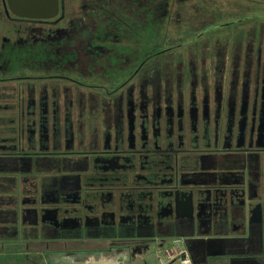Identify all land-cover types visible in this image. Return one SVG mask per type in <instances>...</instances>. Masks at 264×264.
<instances>
[{"label":"flooded vegetation","instance_id":"1","mask_svg":"<svg viewBox=\"0 0 264 264\" xmlns=\"http://www.w3.org/2000/svg\"><path fill=\"white\" fill-rule=\"evenodd\" d=\"M71 2L72 0H63V15L58 13L49 20H36L15 18L9 11L7 14L4 0H0V164L5 166L6 162L12 160L11 164H14V159L22 157L80 158L70 161L65 167V178L50 180L55 182L53 186L56 191V197L51 200L54 202L52 206H41L44 202L43 191L38 189L29 191L34 193L32 197L36 199L18 200V194L7 199L0 196V224L10 223L6 225L9 226L6 230L15 231L17 235V224H37L28 230H24L23 226L20 229L18 225L20 231L25 233L24 238L28 239L27 241L16 238L1 240L16 241L14 244L22 246L75 247V242L90 238L97 240V243L96 248L88 252L102 255V260L105 254L108 255V261H113V257L119 254L117 250L106 253L112 250L109 244L115 243L118 249L122 247L120 252L125 249L129 259L133 256L131 253H137L143 256L140 260L145 263L147 253L155 250L147 246L145 250H148L143 252L141 248L144 245L137 248L139 242L135 238L127 237L155 235L156 240L163 243L162 237L169 232L162 224L177 207L179 212L183 209L187 212L191 210V204H197L207 210L211 206H206V202L211 199L216 201L218 197L226 200L227 196L231 204V199L235 200L234 207L246 205L249 210H254L258 205L263 207L264 198L263 206L259 201H255L260 200L256 189H259L257 177L261 173L257 166L252 164L255 161L254 155L264 153V69L260 68V56H264V49L255 50L252 47L245 53L246 61L250 60L248 79L235 69L227 77L222 74L218 76L220 72L215 68L212 82L210 80L198 84L196 79L186 72L187 82L181 84V77L178 75V85L174 92L167 81L164 91L153 90L156 95L151 91V97L148 92L149 85L144 84L145 79L138 85L130 84L139 77L141 68H138L122 87L104 91L105 97L113 98L115 108H105L101 114H92V110H83L86 101L83 102L84 105H78L77 100L81 95L79 90L84 88L87 91L89 87L62 72L55 71L56 68H65L66 60H70L69 64H72L75 59L71 55H75L76 50L37 46L38 43L50 45L66 35L55 40L52 32L70 17L68 12L66 13V3L71 5ZM135 2L136 0H129V3ZM261 27L262 25L258 29ZM92 34V45L98 42L99 46L96 45V49L92 47L83 50L80 55L85 56V60H99L103 55L110 56L109 61L123 65H129L133 60L128 57L129 54L135 53L133 48L124 50L127 51L124 54L119 51L113 54L110 50L115 41L105 43L108 35L98 30ZM104 44L111 46L103 47ZM153 53L143 52L141 61L146 62L150 57L157 55ZM118 54L123 57L118 58ZM16 64H28L32 69L39 66L43 67L44 71L38 73L28 69L30 74L34 73L28 75L22 71L13 76L9 69ZM14 80L58 81L71 87L63 90V93L53 92L49 95H44L43 90L41 97L31 100L25 98L23 91L22 95L15 93L11 96L4 92L1 86ZM238 83L240 86L245 85L242 89L248 98L251 97L247 99L249 105L246 110L200 109L201 93L236 96L235 99L239 95L243 96L237 89ZM233 84L235 87H232ZM222 85L224 89L221 90ZM41 87L46 88V85ZM90 88L93 89L88 98L91 97L89 99H92L97 107L96 93L99 88ZM192 94L196 100L191 97ZM121 95L127 98L124 104H121ZM254 96L260 97L261 100L254 101ZM83 97H87V94L83 93ZM155 100L158 107H154ZM24 103L32 106V111H29L32 114H36L38 110L53 111L54 114H72L73 118H76L75 129L80 135H71L61 129L59 136L55 137H59L61 142L64 140L65 144L68 139L74 140L75 137L84 144L82 149L32 151V125L28 124L26 129L30 136L24 135V122L26 119L28 122L30 120V116L23 111ZM222 114H227V120ZM58 120V117L52 118L53 124L58 125ZM31 121L37 124L36 118ZM45 137L41 138V142L44 140L46 143ZM243 143L249 146L243 147ZM2 170L0 167V171ZM245 184L246 191L242 189ZM51 196L53 195L50 194ZM25 203L29 206H24ZM6 230L1 229L0 235ZM252 240L253 238L245 239L227 246V249L221 252L227 259V264L247 262L241 254L262 257L264 244L258 245L254 243L257 240ZM160 243L151 244L150 247L157 248L161 246ZM74 251L88 253L82 249ZM177 255L179 254L174 257ZM201 260L202 258L196 256L194 262ZM212 260L210 262H213ZM257 262L264 264L259 257Z\"/></svg>","mask_w":264,"mask_h":264},{"label":"rangeland","instance_id":"2","mask_svg":"<svg viewBox=\"0 0 264 264\" xmlns=\"http://www.w3.org/2000/svg\"><path fill=\"white\" fill-rule=\"evenodd\" d=\"M251 1L252 0H136L133 4L129 3V0H72V4H68L70 5L69 8L66 3V13L68 12L70 17L62 23V26H58L57 29L55 28V31L52 32L54 35L53 39L55 40L62 37L64 34L66 35L57 41L51 42L50 45H40L38 43L37 46H55L56 48L63 47L64 49L76 50V54L73 56L71 55V57L75 59L73 63L69 64L70 60H66L64 63H66L67 66L65 68L55 67V71L57 73L62 72L65 76L74 79L82 85L88 86L89 88L87 89L89 90L87 91L84 88L79 90L82 96L79 95V99L77 98L78 105L86 101V107L84 106L83 110H92V114H101L105 108H115L113 98L105 97L106 92L104 93V91H111L118 87H122L128 82L129 77L133 75V72L138 68H141L139 77L131 81L130 84L138 85L141 80L145 79L144 84L149 85L148 92H150V97L151 91L153 92V90H161L163 92L166 86L165 82L167 81H169V87L172 88L171 90L174 92L178 85L179 76L181 77V84L187 82L185 80L186 72H189V75L192 78L194 77L198 84L210 80L212 82L213 75L216 73L214 71L215 68L216 71L220 72L218 76L222 74L227 77L235 69L241 76L243 75L245 79H248L250 60L248 59L246 61V58H244L245 53L252 47L255 48V50L257 48L259 50L264 49V0H254L260 2L258 4L251 3ZM258 14L260 18L253 19V16H257ZM260 24L262 27L259 30L258 27L261 26ZM96 30L108 35L104 40L105 43L108 44V42L115 41L111 44V53L114 54L119 51L121 54H124V52H127L124 50L128 48L134 49L133 51L135 53L132 55L129 54L128 56L133 59L130 61L129 65L111 62L109 61V58H111L110 56L103 55L100 56L99 60L89 61L85 60V56L83 57V55H80L82 51L87 50V48L95 47L96 49V45L99 46L98 42L92 45L90 39L92 38V33ZM111 45L104 44L102 46L107 47ZM143 52H154L153 54L157 55L150 57L144 62L141 61L143 59ZM92 57L95 56H91V58ZM119 57H123V55H119L118 58ZM126 57L127 56H124V58ZM260 57V62L262 63L260 68L264 69V56ZM255 62L256 61H254V63ZM236 71L234 72L235 75ZM26 74H28V72ZM47 85H50V83L48 82ZM237 86H239L237 88L239 93L243 95H239L237 99H235L236 96L228 97L224 94L218 96L215 94L209 95V93H201L200 109H220L222 111L246 110L249 105L247 99H251V97L248 98L247 93L242 89L245 85L240 86V83H238ZM90 87H98L100 89H98L96 93L97 107H95V102L89 99L91 97L88 98V95L92 92L91 89H93ZM223 87L222 85L220 89L222 90ZM232 87H235L234 84ZM250 90L252 91V88ZM131 92L130 90L129 93ZM83 93L87 94V97H83ZM135 93H137L136 90ZM153 95H156V93L153 92ZM194 96L195 95L192 94L191 97L196 100ZM121 98L123 99L121 104L126 103V96L121 95ZM154 98L156 99V97ZM253 98L256 102L261 100V98L257 96ZM137 100L138 98H136V101ZM153 102L154 107H158L155 104L156 100ZM74 105L76 106L75 101ZM128 106L131 109V103H129ZM173 106L176 108V103H174ZM178 109H180V107H178ZM222 115H224V119L227 120V114ZM242 146L247 147L249 144L243 143ZM254 156L255 161H253L252 165H256L258 171L261 173V175L257 177L259 189H256L260 200L255 201H259L263 206L264 153H258ZM215 163H217V161ZM243 173L244 172H241V174ZM245 180L247 181V179ZM242 189L246 191L247 184H245ZM228 198L229 196H227L226 200H223L222 197H218L216 201L211 199V201L206 202V206H211L210 209H207L211 211L208 216H211L217 221L218 217H222V215L215 213V209H218L219 212H223L224 214L227 212V206L232 210V206H229L231 202ZM231 200L235 203V200ZM250 202L252 201L250 200ZM205 204L203 202V206ZM214 213L218 216L213 215ZM224 218L227 219V213ZM6 225H10V223L0 224V230H6V228L9 227ZM18 225L20 229L23 226L24 230H28L29 227H33L37 224H17L16 228L19 230L17 235L15 231L10 232L8 229L5 233L0 235V264H180L179 261L185 259L184 255L188 258L189 264V258H191L192 254L201 259L207 254H212L213 251H222V248L214 246V244L202 248L199 244H195L197 245L194 247L196 251L193 253L191 251V243H187L184 239L176 242V244L179 243L178 245L172 244L170 247H165L164 242L166 240L160 243L156 240L155 236L141 235L127 238H135L139 242L137 243V245L139 244L137 248L144 245L141 248L143 252L148 250H145L148 248L147 246L155 250L147 253L148 256H146L145 263L140 260V257L143 256H139L137 253V255L131 253L133 256L132 259H129L125 249L120 252L119 249H122V247L118 249L115 243L113 245L109 244V248L112 250L106 253L117 250L119 254L113 257V261H108V255L105 254L104 261V259L102 260V255H98L96 252H88L96 248L97 240L95 239L89 238L88 240L75 242L74 244L77 245L78 248L77 246H22L14 244L16 241L1 240L11 238L25 239V233L20 231ZM259 228L260 229H252L253 231H251V233L253 232V236L249 235L251 238L254 237L253 240H257V242L253 240L252 242L258 245L264 244V226L260 225ZM226 231L227 230H222L221 232ZM37 232L40 233L38 230ZM212 232L215 233L216 230ZM27 238H31V236H27ZM247 239L250 238L248 237ZM27 240L28 239H25V241ZM156 243H160L161 246L157 248L150 247L151 244ZM218 245L221 244L218 243ZM161 248L162 250H158ZM75 249H82L88 253L81 254L80 252L74 251ZM176 254L181 255H177L175 258L174 255ZM150 255L154 256L155 259L151 258ZM241 255L247 260L244 264H260L257 262L258 257L264 262V255L262 257L260 255L251 254ZM168 258H173V260L170 259L165 262V259ZM225 261H227V259L222 255L219 256L215 264H225ZM210 264H212V262H210Z\"/></svg>","mask_w":264,"mask_h":264},{"label":"crops","instance_id":"3","mask_svg":"<svg viewBox=\"0 0 264 264\" xmlns=\"http://www.w3.org/2000/svg\"><path fill=\"white\" fill-rule=\"evenodd\" d=\"M28 69H32V66L28 64H16L11 66L9 71L13 76H15L17 72L22 71L25 73L28 72V75H32L34 72L30 74V70ZM32 70H36L39 73V71H44V68L36 66L33 67ZM9 76L11 75L9 74ZM48 82L50 85H47ZM48 82H39L36 80H14L8 81V83L1 87L8 96H11L15 93L22 95L23 91L25 98H30L31 100H37L39 97H41L43 95V90H45L44 95H49L53 92L54 94L58 92L63 93V90L69 89L71 87L69 84L58 81ZM43 85H46V88L42 89L41 86ZM27 107H29V109H27ZM30 107H32L30 104L24 103L23 109H25L22 110L25 111L27 116H30L29 122L28 119H26L24 122V135L30 136L26 129L28 128V124L32 125V151L55 152L66 151L70 150L71 148L82 149V145L84 144L75 137L74 140L68 139L66 144L64 140L61 142L59 141V137H55L59 136L61 129L71 135H80L75 129L76 118L74 119L72 114H54L53 111L47 110L44 112L38 110L35 112L36 114H32V112H29L32 111ZM55 117L59 118L58 125L53 124L52 118ZM34 118L37 119V124H35V121H31ZM93 128L94 127H92V129ZM43 136H46V143H44V140L41 142V138ZM40 146L43 148L39 149ZM14 160V164H11L13 160L11 162H6L5 166L0 164V167L3 168V170L0 171V196L3 199H7L16 197V194H18V200L21 198L36 199V197H32L34 196V193H30L29 191H37L38 189V191H43L42 195L44 197V202L41 206L49 207L54 205V202L51 200H54L56 197V191L54 190L55 186H53L55 182L53 181L54 183H52L50 180L60 177L65 178V167L73 160L77 161L80 160V158H72L71 156H53L38 158L22 157ZM50 194L53 196L50 197ZM39 197L40 196H38V198ZM228 200L230 201V199ZM234 205V203L229 205L232 206V210H230L231 208L227 206V219L224 218L226 213L224 214L223 212H219L218 209H215V213L222 215V217H218L217 221H215L211 216H208L210 215V210H205L204 208L199 207L197 204H191V210L187 212L185 209L179 212L180 209L177 207L174 209V212H172V215L168 217L173 219L168 221L167 218L165 223L162 224L166 231L169 232L164 237H162L163 240H166L164 242L165 247H170L172 244L174 245L179 240L184 239L187 243H191V251L193 253L196 251L194 247L197 245L195 244H199L201 248L210 246V244H214V246H219L222 248L223 251L227 249V246H230V244L232 245L233 242L242 241L248 237L251 239L249 235L253 236V232L251 233V231H253L252 229H260V225L264 226V208L258 205L254 210H249L246 208V205H242L239 208L234 207ZM24 206L28 207L29 204L25 203ZM215 213L213 215H217ZM213 230H216V232L213 233ZM222 230H227V233L221 232ZM155 238L157 239V237ZM218 243L221 245H218ZM178 244L179 243L176 245ZM222 251H214L212 254L205 255L200 263L194 262L196 256L192 254L193 257L191 256V258H189V264H210V260L212 259V264H215L219 256H222V254H220ZM184 256V258H187L186 255ZM150 257L155 259L154 256L150 255ZM170 259L173 260V258H168L165 259L166 261H164L167 262ZM225 264H227V261H225Z\"/></svg>","mask_w":264,"mask_h":264},{"label":"water","instance_id":"4","mask_svg":"<svg viewBox=\"0 0 264 264\" xmlns=\"http://www.w3.org/2000/svg\"><path fill=\"white\" fill-rule=\"evenodd\" d=\"M4 3L7 14L9 11L15 18L49 20L58 13L63 15V0H4Z\"/></svg>","mask_w":264,"mask_h":264},{"label":"trees","instance_id":"5","mask_svg":"<svg viewBox=\"0 0 264 264\" xmlns=\"http://www.w3.org/2000/svg\"><path fill=\"white\" fill-rule=\"evenodd\" d=\"M252 2H253V3H257V4L260 3V2H258V1H254V0H252L251 3H252ZM255 18H256V19L260 18L259 14H258L257 16H253V19H255ZM255 21H257V20H255Z\"/></svg>","mask_w":264,"mask_h":264},{"label":"built area","instance_id":"6","mask_svg":"<svg viewBox=\"0 0 264 264\" xmlns=\"http://www.w3.org/2000/svg\"><path fill=\"white\" fill-rule=\"evenodd\" d=\"M180 264H188V259L185 258V259L180 260Z\"/></svg>","mask_w":264,"mask_h":264}]
</instances>
